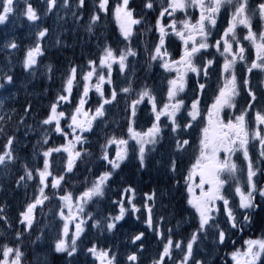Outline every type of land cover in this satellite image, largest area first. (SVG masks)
Listing matches in <instances>:
<instances>
[{
    "label": "snow or ice",
    "instance_id": "1",
    "mask_svg": "<svg viewBox=\"0 0 264 264\" xmlns=\"http://www.w3.org/2000/svg\"><path fill=\"white\" fill-rule=\"evenodd\" d=\"M108 17L112 42L100 31ZM50 18L82 30L85 43L95 38L97 51L69 62L37 119L31 99L11 102L17 64L54 79L41 60ZM10 26H26L30 43L0 37V178L32 194L14 218L0 202V264H28L48 231L64 264H145L152 241L148 264H264V232L243 239L256 217L264 223V79L253 82L254 72L264 77V0H0V28ZM154 68L165 74L163 93L138 75ZM100 133L93 152L89 137ZM133 161L141 174L162 169L170 187L138 199L121 175ZM173 189L186 204L175 231L163 203Z\"/></svg>",
    "mask_w": 264,
    "mask_h": 264
},
{
    "label": "trees",
    "instance_id": "2",
    "mask_svg": "<svg viewBox=\"0 0 264 264\" xmlns=\"http://www.w3.org/2000/svg\"><path fill=\"white\" fill-rule=\"evenodd\" d=\"M101 30H104L105 33H107L109 38H117L118 29H117L116 24L114 22L107 27L104 25V27ZM21 32L22 33L18 36V39L23 40L24 43H30V40L27 39V37H28L27 30L24 29ZM81 32H83V31L81 30ZM79 36H80V38H83L86 41L87 37L85 36L84 33L80 34ZM85 41H84V43H85ZM65 43L68 44L69 47H64ZM65 43L60 44L59 46L55 44V46L53 47L52 50L47 51L46 56L43 57L42 64H48V63L54 64L56 70H57V67L59 66V64H60V66H63V65L68 66L70 61H74L75 63L82 65L83 63H85V57L88 54L97 51V49L90 47L89 43H91V42H88L86 44V46H85L86 49L80 48L78 46V44L72 43L70 41H67ZM0 56H1V54H0ZM21 72H24V71L20 67V65L17 64L16 65L17 82H21V83L17 84V87L15 88L16 90L13 89V92L17 93L18 102L13 101L11 103L14 107L19 108L22 104L25 103L26 100L31 99L33 104H34V107L36 109V113L38 114L37 119H39V118H41V115L43 114V112L46 110L47 105H48L51 97L54 96L56 90L59 89L60 83H61V77L59 78L60 81H58L57 80L58 71L57 72L55 71L54 79L51 83H49L47 81V79L42 75V73H38L37 76L34 78L32 77L31 81H29L30 83L27 84L28 91L26 93L24 91V88L22 87V85L28 81V77L20 79V77H18V75ZM44 89H48V94L47 95H38V94L43 93ZM4 95H8V94L5 93ZM90 95L92 96V100L95 101V99H96L95 94L92 93ZM75 96H76V93L74 90L73 97L75 98ZM102 135H103V133H101L100 136L98 137V139L93 143V148H92L93 152H96L98 150L96 147L97 141L102 142V140L100 139ZM32 143H34V141H32ZM57 143H59V140H57ZM29 148H31V144L29 145ZM21 155H25V153H21ZM26 155H28L30 157V155H31L30 151ZM16 171H17V169H14L13 173H15ZM0 181L3 183L2 186L4 189L2 191V193L0 194V202L7 201V203H8L7 211L9 212V214L16 215V212L19 210L20 206L25 202L26 195L29 197L31 196L32 188H31V186H29L27 191L23 188H16L14 185V182L12 181L11 178H1ZM116 186H119V185H116ZM7 193H8V195H7ZM38 212H39V210H38ZM45 213H47V208L45 209ZM260 220H261V218L257 217L255 222H254L255 228L251 227V229L246 231V234L248 235V237H253V238L259 237L261 235V233L264 232V223H262V221H261V223H259ZM34 239H35V236H32L31 240L26 241L25 243L31 245V241H34ZM32 246L34 247L35 245H32ZM36 248H37V246L34 248V254L36 252ZM30 253H31V251L29 252V255H30ZM28 264H29V261H28ZM48 264H62V260L58 257L57 254L52 253L50 255Z\"/></svg>",
    "mask_w": 264,
    "mask_h": 264
},
{
    "label": "flooded vegetation",
    "instance_id": "3",
    "mask_svg": "<svg viewBox=\"0 0 264 264\" xmlns=\"http://www.w3.org/2000/svg\"><path fill=\"white\" fill-rule=\"evenodd\" d=\"M140 2H141V0H136L137 4H140ZM218 23H222V21H219ZM238 31H239V29H238ZM142 39H143V37H142ZM253 56H254V51H253ZM158 70H159L160 75H162L160 83L158 84V89H160V93H161L162 90H164V87H165V84H164L165 74L162 72V70H160V69H158ZM238 72H239V70H238ZM262 79H264V77L258 76L254 72V74H253V82L254 83H256V82H258V81H260ZM213 80H215V77H213ZM262 86H264V85H262ZM209 95H211V91H209ZM139 179H140V181L142 180V182H144V183L147 180L154 179L155 188H157V189H165V190H167L170 187L168 178H167L166 175H164L163 170L162 169H157L155 167L148 173H144V174L139 173ZM141 185H142V183L139 182V181L137 183H134V186H136L137 189H138V199L140 197V192L141 191H149L148 189H146L147 186L144 187L143 185L142 186ZM184 196H185V194H184V192L182 190L173 189L171 192L166 194V196H165V198L163 200V203L168 206V208L165 209V211H168V212H171V213L175 214L174 218L172 219V225H171L173 227L175 226L176 221L178 219H180V213H181V211L183 209H181V208H179L177 206L180 205V204H185ZM158 207H159V204H158ZM184 215H187V213H184ZM133 223H134V221L130 220L129 224L125 225V227L126 228H130V225H132ZM174 230H176L175 227H174ZM179 231L186 235L187 232L191 231V228L188 225V223L182 221ZM93 232H95V230H93ZM239 238L240 237L237 236V238H236L237 241H238ZM125 239H126V237H125ZM114 240H116V237H114ZM115 243L119 244L118 241H115ZM156 247H157V245H156L155 241H152L151 246L147 248V251L145 252V254L143 256V259L145 260V264H147L150 261L151 257L153 255H155ZM221 251H225V250H221Z\"/></svg>",
    "mask_w": 264,
    "mask_h": 264
},
{
    "label": "rangeland",
    "instance_id": "4",
    "mask_svg": "<svg viewBox=\"0 0 264 264\" xmlns=\"http://www.w3.org/2000/svg\"><path fill=\"white\" fill-rule=\"evenodd\" d=\"M70 30L72 32L75 33V31H77V40H75L78 44V46L80 48H85L86 49V44L87 43H84V41L80 38V36L78 35V33H81V31H78L77 29H75V27L70 23ZM52 29L53 31L51 32V40L48 41V47H52L55 45V41L57 39V36H59L61 34V32H63L65 30V26L63 24H61L60 27H57V23L55 21V18H52ZM15 31V30H14ZM14 31L13 29L11 28V26L8 28V30H6V34H14ZM102 32V38H105L108 36L107 34H105V31L104 30H100ZM17 33V32H15ZM28 34V33H27ZM16 35V34H14ZM75 41H73V43H75ZM91 43L90 44V47L91 48H96V44H95V39L93 41H90ZM3 56V55H2ZM3 60V59H2ZM2 60H0V62H2ZM28 77V80L31 81V78L32 77ZM29 81L25 82L26 84L30 83ZM21 82H17V84H19ZM24 83V84H25ZM16 90V89H15ZM94 136H90L89 139H93ZM167 147V145H166ZM1 179V178H0ZM0 185H3V183L0 181ZM2 192H0L1 194ZM8 195V193H7ZM10 197V196H9ZM55 207V205H54ZM102 207V206H101ZM11 217H15V215H11ZM131 228H126L124 229L123 233H127L128 231H130ZM120 235V234H119ZM55 236V232L54 231H48L46 233V239L43 240V241H37L35 246L33 248H35L37 246V252H36V256L34 254V251H31L30 255H28V261H29V264H37V258L40 260V261H45V264H48V260H49V255H51L53 252H52V240ZM125 238H120L118 239L120 242L121 240H123ZM35 240V239H34Z\"/></svg>",
    "mask_w": 264,
    "mask_h": 264
},
{
    "label": "bare ground",
    "instance_id": "5",
    "mask_svg": "<svg viewBox=\"0 0 264 264\" xmlns=\"http://www.w3.org/2000/svg\"><path fill=\"white\" fill-rule=\"evenodd\" d=\"M143 78H144V79H145V78H147V79H148V77H147V76H145V77H143ZM259 223H261V220L259 221Z\"/></svg>",
    "mask_w": 264,
    "mask_h": 264
}]
</instances>
